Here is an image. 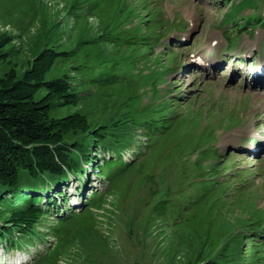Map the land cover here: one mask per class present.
<instances>
[{"label": "rangeland", "instance_id": "rangeland-1", "mask_svg": "<svg viewBox=\"0 0 264 264\" xmlns=\"http://www.w3.org/2000/svg\"><path fill=\"white\" fill-rule=\"evenodd\" d=\"M40 52L117 145L62 153L34 235L0 208V264H264V0H0V76Z\"/></svg>", "mask_w": 264, "mask_h": 264}, {"label": "trees", "instance_id": "trees-1", "mask_svg": "<svg viewBox=\"0 0 264 264\" xmlns=\"http://www.w3.org/2000/svg\"><path fill=\"white\" fill-rule=\"evenodd\" d=\"M242 24L237 27L238 30ZM47 58V53L40 52L36 64L21 75H15L12 70L0 76V208L10 206L14 212L21 211L26 217L21 221L26 227L23 237L36 233L29 219L45 213L39 205L41 196L32 193L52 188L59 180L67 178L68 171L79 164L73 161L72 156L63 158L62 153L66 156L73 148L76 153L82 151L86 147L83 143L87 137L104 141L109 147L117 145L115 141L105 138L101 128L95 130L86 126L83 118L55 114L56 108L73 100L74 90L66 76L46 78L45 74L52 64ZM112 79L100 76L98 86ZM161 127V124L149 125L145 128V135L159 133ZM90 129L94 131L88 132ZM73 133L80 134L83 142H73L71 149H67L71 141L65 137ZM90 142H86L87 145ZM104 162L113 164L114 160L108 158ZM101 167L99 165V169ZM115 167L119 169V166ZM15 202L18 204L14 205ZM2 215L4 213L0 212V218L4 220ZM15 225L21 223L16 222ZM6 233L10 231L2 228L0 237Z\"/></svg>", "mask_w": 264, "mask_h": 264}, {"label": "bare ground", "instance_id": "bare-ground-1", "mask_svg": "<svg viewBox=\"0 0 264 264\" xmlns=\"http://www.w3.org/2000/svg\"><path fill=\"white\" fill-rule=\"evenodd\" d=\"M19 261H20V259L17 260V262H19Z\"/></svg>", "mask_w": 264, "mask_h": 264}]
</instances>
